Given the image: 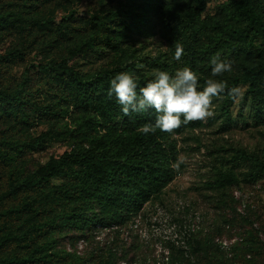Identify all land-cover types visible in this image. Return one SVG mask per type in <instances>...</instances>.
<instances>
[{
  "label": "trees",
  "instance_id": "trees-1",
  "mask_svg": "<svg viewBox=\"0 0 264 264\" xmlns=\"http://www.w3.org/2000/svg\"><path fill=\"white\" fill-rule=\"evenodd\" d=\"M17 1L34 3L33 0ZM113 1L116 7L109 9L105 17L93 20L94 27L111 35H91L70 49L64 58L29 63L14 89H0V109L4 107L8 114L19 117L22 122L34 118L59 122L37 136L0 140V160L7 177L5 186L0 189V221L6 229L0 236V253L18 240L21 248L28 249L35 238H46L45 233L59 220L77 230H85L119 224L126 216L135 218L174 178L172 157L164 146V138L183 132L193 122L182 124L171 134L157 129L155 133L145 135L139 129L146 123L154 124L155 110L150 108L125 116L116 96H108L110 81L116 72L135 70L134 62H125L115 70H103L90 76L71 65L75 57L93 54L101 45L116 47L123 31L136 28L147 16L139 0ZM155 1L156 9L169 17L178 36L184 40L189 56L200 52L199 44L209 28L201 17L208 0ZM181 1L187 4L186 8L178 7ZM221 9L229 24L226 23L215 36V49L230 47L240 68L228 79V89L246 87L244 102L262 117L264 57L258 52L257 42H264V0H233ZM74 15V12L69 13L64 21ZM52 23L53 20L45 21L21 13L0 12V29L26 31L29 26ZM114 35L117 36L114 38ZM16 61H25L24 52L15 50L0 55V64ZM34 74L41 77L44 85L31 91ZM149 79H137V83L144 86ZM223 95L221 110L228 116L229 104L237 94L230 96L226 90ZM66 118H70L71 125L65 123ZM52 141H68L70 149L29 172L20 157L25 152L42 151ZM229 151L230 160L249 165L250 170L245 175L247 181L264 178V155L240 148ZM54 179L62 182L53 185ZM219 184L220 187L239 186V181L233 173L220 172ZM19 199L18 206L4 208L8 202ZM42 208L55 216L42 218ZM21 219L20 229L28 226L24 233L13 230L10 225L11 221ZM216 239L213 243L220 250ZM187 245L188 250L171 243L167 247L190 258L192 253L201 251V242L193 234ZM17 253L3 256L0 264L51 263V258L57 257L56 253L49 252L48 239L26 255Z\"/></svg>",
  "mask_w": 264,
  "mask_h": 264
},
{
  "label": "rangeland",
  "instance_id": "rangeland-1",
  "mask_svg": "<svg viewBox=\"0 0 264 264\" xmlns=\"http://www.w3.org/2000/svg\"><path fill=\"white\" fill-rule=\"evenodd\" d=\"M139 1L145 6L142 10L147 16L140 20L136 28L123 31L119 45H101L93 54L75 57L71 65L85 76H90L103 70H115L125 62H134L136 69L127 72L133 73L139 80L153 78L156 70L174 75L178 69L187 66L197 73L201 87L207 79L213 78L210 60L217 54L221 59L231 60L233 63L230 73L214 79L227 83L239 71V62L231 53L230 47L215 49V36L226 23L229 24L221 8L233 0L207 1L206 10L201 17L208 24V34L203 36L204 39L199 44L200 52L192 57L169 17L156 9L157 1ZM33 2L23 4L17 0H0L2 13L14 12L45 21L53 20L49 25L29 26L26 31L0 29V55L15 50H20L25 55V61L0 64V89H14L29 63L64 58L70 49L91 35L112 34L94 27L93 20L105 17L109 9L116 7L113 0ZM186 6L181 1L178 7L184 9ZM71 12L75 15L64 21ZM177 43L184 49L179 61L174 59ZM257 48L264 57L263 40L257 42ZM43 85L41 77L34 74L30 83L31 91ZM245 92L246 87L238 89L236 99L229 104L228 116L221 110L224 99L222 94L213 100V116L205 121H195L183 132L164 138V146L172 157L175 175L141 212L145 236L133 227L136 217L130 219V216H126L119 224L85 230H77L59 220L45 233L46 238H35L28 249L21 248L18 240L0 253V258L8 253L20 252L17 254L26 255V252L37 249L48 239L49 252L56 253L57 257L51 258V263L31 264H155L161 237L151 231L146 218L159 206L166 209L178 222L191 219L193 224L195 215L201 218L199 222L196 221L193 233L195 239L201 242V251L192 253L190 258L170 249L167 264H264V178L247 181L245 175L250 170L249 165L230 160L229 151L231 148H240L264 155V116H257L252 107L244 102ZM65 123L71 125L70 118H66ZM51 125H59V122L34 118L24 123L19 117L8 114L4 107L0 109V140L37 136ZM69 149L68 141H52L42 151L25 152L20 159L26 169L32 172ZM177 162L178 167H174ZM220 172L233 173L239 186L220 187ZM6 181V171L0 160V189L5 186ZM61 182L60 179H54L52 184L58 185ZM21 199L8 202L4 208L18 206ZM180 203L185 204V209L178 210L181 208ZM53 215L55 213L41 209L42 218ZM22 222L23 219L11 221L10 225L13 230L24 233L28 226L20 229ZM2 224L3 221H0V236L6 230ZM214 238L232 243V248L217 249L213 243ZM164 245L167 247V244Z\"/></svg>",
  "mask_w": 264,
  "mask_h": 264
},
{
  "label": "clouds",
  "instance_id": "clouds-1",
  "mask_svg": "<svg viewBox=\"0 0 264 264\" xmlns=\"http://www.w3.org/2000/svg\"><path fill=\"white\" fill-rule=\"evenodd\" d=\"M183 54V46L177 43L174 59L179 61ZM232 63L221 59L219 54L214 56L210 60L213 78L207 79L202 87L197 73L187 66L178 69L174 75L156 70L144 86L138 85L133 73L120 72L111 79L108 96H116L125 116L146 112L150 108L155 110L154 124L146 123L139 129L143 134L155 133L157 129L171 134L182 124L205 121L213 116V100L226 90L230 96L237 94L238 89H228L226 81L214 79L230 73ZM178 165L179 162L174 167Z\"/></svg>",
  "mask_w": 264,
  "mask_h": 264
},
{
  "label": "built area",
  "instance_id": "built-area-1",
  "mask_svg": "<svg viewBox=\"0 0 264 264\" xmlns=\"http://www.w3.org/2000/svg\"><path fill=\"white\" fill-rule=\"evenodd\" d=\"M179 207L181 208H178V210L185 209V204L180 203ZM141 212L136 216L133 227L145 236L146 231L143 230V215ZM193 218L196 219L195 223L201 219L198 215H195ZM146 222L149 224L151 231L158 233L161 237L157 245L159 255L155 264H167L170 260V249L164 244L171 243L183 250H188L187 242L196 230V224L194 222L192 224L191 219H184L178 222L166 209L159 206L155 208L154 213L146 218ZM216 243L224 250H230L232 244L220 238L216 239Z\"/></svg>",
  "mask_w": 264,
  "mask_h": 264
}]
</instances>
